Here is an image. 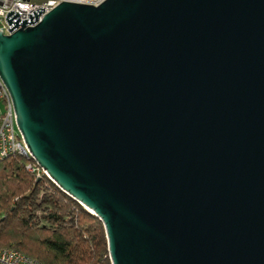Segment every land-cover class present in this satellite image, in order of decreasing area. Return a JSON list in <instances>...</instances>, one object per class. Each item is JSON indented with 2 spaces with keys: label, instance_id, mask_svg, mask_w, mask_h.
Returning a JSON list of instances; mask_svg holds the SVG:
<instances>
[{
  "label": "water",
  "instance_id": "obj_1",
  "mask_svg": "<svg viewBox=\"0 0 264 264\" xmlns=\"http://www.w3.org/2000/svg\"><path fill=\"white\" fill-rule=\"evenodd\" d=\"M44 10L5 14L0 80L110 264H264V0Z\"/></svg>",
  "mask_w": 264,
  "mask_h": 264
},
{
  "label": "trees",
  "instance_id": "obj_2",
  "mask_svg": "<svg viewBox=\"0 0 264 264\" xmlns=\"http://www.w3.org/2000/svg\"><path fill=\"white\" fill-rule=\"evenodd\" d=\"M18 153L0 159V249L46 264H110L101 221Z\"/></svg>",
  "mask_w": 264,
  "mask_h": 264
},
{
  "label": "built area",
  "instance_id": "obj_3",
  "mask_svg": "<svg viewBox=\"0 0 264 264\" xmlns=\"http://www.w3.org/2000/svg\"><path fill=\"white\" fill-rule=\"evenodd\" d=\"M104 0H0V31L3 34H10L9 26L4 20L5 14L11 10L19 13V20H28V15L39 7L45 10L38 18V22L43 14L50 11L60 2H72L79 4L98 5ZM35 22V23H36ZM34 23V24H35ZM33 24V25H34ZM32 26V25H25ZM18 26L14 30L20 28ZM13 30V31H14ZM0 102L4 105V111L0 112V159L10 153H18L29 159V152L21 138L15 125L13 109L6 88L0 80ZM26 168L39 175L42 169L35 162H27ZM43 172V171H42ZM0 264H46L35 257L27 256L17 249L5 247L0 249Z\"/></svg>",
  "mask_w": 264,
  "mask_h": 264
},
{
  "label": "rangeland",
  "instance_id": "obj_4",
  "mask_svg": "<svg viewBox=\"0 0 264 264\" xmlns=\"http://www.w3.org/2000/svg\"><path fill=\"white\" fill-rule=\"evenodd\" d=\"M4 111V105L2 102H0V112H3Z\"/></svg>",
  "mask_w": 264,
  "mask_h": 264
}]
</instances>
